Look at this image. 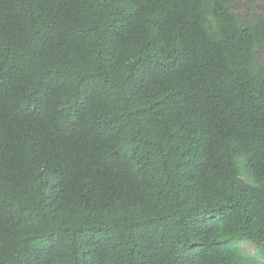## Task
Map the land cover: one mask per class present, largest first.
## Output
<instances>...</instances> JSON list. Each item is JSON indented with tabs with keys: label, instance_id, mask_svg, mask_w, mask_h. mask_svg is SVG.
<instances>
[{
	"label": "trees",
	"instance_id": "obj_1",
	"mask_svg": "<svg viewBox=\"0 0 264 264\" xmlns=\"http://www.w3.org/2000/svg\"><path fill=\"white\" fill-rule=\"evenodd\" d=\"M263 49L230 0H0V264H264Z\"/></svg>",
	"mask_w": 264,
	"mask_h": 264
},
{
	"label": "rangeland",
	"instance_id": "obj_2",
	"mask_svg": "<svg viewBox=\"0 0 264 264\" xmlns=\"http://www.w3.org/2000/svg\"><path fill=\"white\" fill-rule=\"evenodd\" d=\"M230 6L234 14L239 18H243L247 10L255 17L264 14V0H230ZM256 59L259 64L264 66V49L258 52ZM240 246L244 253L257 255V247L254 244L248 241H241Z\"/></svg>",
	"mask_w": 264,
	"mask_h": 264
}]
</instances>
